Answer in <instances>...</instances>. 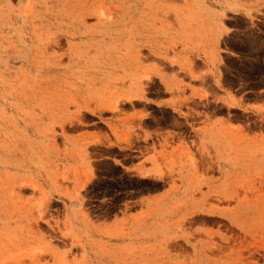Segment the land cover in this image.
I'll use <instances>...</instances> for the list:
<instances>
[{
	"label": "rangeland",
	"instance_id": "obj_1",
	"mask_svg": "<svg viewBox=\"0 0 264 264\" xmlns=\"http://www.w3.org/2000/svg\"><path fill=\"white\" fill-rule=\"evenodd\" d=\"M242 1L227 63L252 105L183 120L155 103L173 24L209 0H0V264H264V0ZM148 127L173 158L140 149Z\"/></svg>",
	"mask_w": 264,
	"mask_h": 264
},
{
	"label": "crops",
	"instance_id": "obj_2",
	"mask_svg": "<svg viewBox=\"0 0 264 264\" xmlns=\"http://www.w3.org/2000/svg\"><path fill=\"white\" fill-rule=\"evenodd\" d=\"M211 1L208 12L203 14L202 27L195 28L193 19L188 16L181 27L173 24V93L155 105L169 109L183 120L179 111L187 101H217L227 110L242 108L243 103L252 105L248 96L250 91H242L240 82L236 84L230 80L236 74L234 70L231 72L227 59L240 61L243 55L228 45V39L237 31L228 22L238 17L252 21L258 11L242 0H213L215 4ZM177 16L173 13V22L178 21ZM223 26L228 31H223ZM212 128L211 123L202 130L204 139L213 134ZM145 131L149 135L146 136ZM145 131L140 149H148L149 158L156 160L162 155L173 158V128L148 127ZM144 161L143 157L138 160L139 170L143 169Z\"/></svg>",
	"mask_w": 264,
	"mask_h": 264
},
{
	"label": "bare ground",
	"instance_id": "obj_3",
	"mask_svg": "<svg viewBox=\"0 0 264 264\" xmlns=\"http://www.w3.org/2000/svg\"><path fill=\"white\" fill-rule=\"evenodd\" d=\"M14 183V182H13ZM9 208V207H8ZM11 209V208H10ZM38 213V212H37Z\"/></svg>",
	"mask_w": 264,
	"mask_h": 264
}]
</instances>
